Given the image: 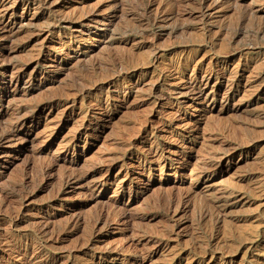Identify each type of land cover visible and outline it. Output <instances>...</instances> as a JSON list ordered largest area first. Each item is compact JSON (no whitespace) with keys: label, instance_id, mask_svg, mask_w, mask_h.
Here are the masks:
<instances>
[{"label":"rangeland","instance_id":"374dc122","mask_svg":"<svg viewBox=\"0 0 264 264\" xmlns=\"http://www.w3.org/2000/svg\"><path fill=\"white\" fill-rule=\"evenodd\" d=\"M0 264H264V0H0Z\"/></svg>","mask_w":264,"mask_h":264},{"label":"bare ground","instance_id":"6f19581e","mask_svg":"<svg viewBox=\"0 0 264 264\" xmlns=\"http://www.w3.org/2000/svg\"><path fill=\"white\" fill-rule=\"evenodd\" d=\"M32 2H33V1H32ZM137 2H139V1H137ZM137 2H136V3H137ZM143 2H144V1H143ZM38 3H39V2H38ZM33 4H34V3H33ZM137 4H138V3H137ZM139 4H141V2H140ZM139 4H138V5H139ZM143 4H144V3H143ZM221 4H222V3H221ZM225 4H226V3H225ZM142 6H143V5H142ZM142 6H141V7H142ZM204 6H205V5H204ZM143 8H144V7H143ZM146 9H147V8H146ZM143 12H144V11H143ZM169 12H170V11H169ZM168 14H169V13H168ZM171 15H172V14H171ZM167 16H168V15H167ZM242 16H243V15H242ZM46 17H47V16H46ZM67 20H68V18H67ZM67 20H66V21H67ZM156 21H158V20L156 19ZM52 23H53V22H52ZM150 23H151V22H150ZM152 23H153V22H152ZM48 25H49V24H48ZM150 25H151V24H150ZM4 29H5V28H4ZM239 33H240V32H239ZM129 44H130V43H129ZM116 60H117V59H116ZM101 62H102V61H101ZM112 62H113V60H112ZM108 63L110 64V62H108ZM108 63H107V66H108ZM115 63H116V62H115ZM101 64H102V63H101ZM120 64H121V63H120ZM99 65H100V64H99ZM118 65H119V64H118ZM168 65H169V64H168ZM177 65H178V64H177ZM100 66H101V65H100ZM105 66H106V65H105ZM94 67H95V66H94ZM97 67H98V66H97ZM101 67H102V66H101ZM114 67H115V66H114ZM90 68H93V67H90ZM98 68H99V67H98ZM107 68H108V67H107ZM110 68H111V67H110ZM103 69L105 70L106 68H104V66H103ZM113 69H114V68H113ZM91 71H92V69H91ZM96 71H97V70H96ZM180 81H181V80H180ZM182 81H183V80H182ZM190 87H191V86H190ZM197 88H198V87H197ZM193 89H194V88H193ZM188 90H189V89H188ZM199 90H200V89H199ZM194 91L196 92V90H194ZM195 92H194V93H195ZM190 94H191V93H190ZM199 94H200V93H199ZM178 95H180V94H178ZM183 96H184V95H183ZM196 96H197V94H196ZM199 103H200V102H199ZM201 103H202V102H201ZM113 104H114V103H113ZM203 104H204V103H203ZM107 105H108V104H107ZM107 107H109V106H107ZM107 107H106V108H107ZM102 109H103V108H102ZM106 110H107V109H106ZM202 117H203V116H202ZM201 119H203V118H201ZM195 121H196V120H195ZM197 122H198V121H197ZM205 123H206V122H205ZM187 125H188V124H187ZM190 125H191V124H190ZM189 128H190V127H189ZM191 128H192V126H191ZM192 129H193V128H192ZM196 129H197V128H196ZM190 130H191V129H190ZM195 132H196V131H195ZM197 132H198V131H197ZM198 134H199V133H198ZM203 134H204V133H203ZM4 136H5V135H4ZM9 137H10V136H9ZM9 137H8V138H9ZM3 138H4V137H3ZM208 138H209V137H208ZM212 138H213V137H212ZM237 138H238V137H237ZM218 139H219V137H218ZM4 140H5V139H4ZM203 140H204V139H203ZM209 140H210V139H209ZM222 140H223V139H222ZM235 140H236V139H235ZM201 142H202V141H201ZM221 142H222V141H221ZM206 143H207V142H206ZM204 145H205V144H204ZM219 146H220V145H219ZM183 148H184V147H183ZM226 148H227V146H226ZM231 149H232V148H231ZM231 149H230V150H231ZM155 150H156V149H155ZM186 150H187V149H186ZM190 150H191V149H190ZM218 150H219V149H218ZM234 150H235V149H234ZM222 151H223V150H221V152H222ZM226 151H227V150H226ZM226 151H225V153H226ZM228 151H229V150H228ZM213 153H214V152H213ZM223 153H224V152H223ZM220 154H221V153H220ZM226 154H227V153H226ZM161 155H162V154H161ZM156 156H157V155H156ZM209 157H210V156H209ZM187 158H188V157H187ZM183 159H184V158H183ZM194 159H195V158H194ZM194 159H193V160H194ZM186 161H187V160H186ZM198 161H199V160H198ZM184 162H185V161H184ZM188 162H189V161H188ZM190 163H193V162H190ZM195 163H196V162H194L193 164H195ZM186 164H187V163H186ZM180 165H181V164H180ZM184 165H185V164H184ZM190 165H192V164H190ZM193 166L195 167L196 165H193ZM186 167H187V166H186ZM186 167H185V168H186ZM190 167H191V166H190ZM196 168H198V167H196ZM192 169H193V168H192ZM194 169H195V168H194ZM195 170H196V169H195ZM75 178H76V177H75ZM120 182H121V181H120ZM98 187H99V186H98ZM130 193H131V192H130ZM133 193H134V192H133ZM91 198H92V197H91ZM93 198H94V197H93ZM201 199H202V198H201ZM201 199H200V200H201ZM96 200H97V199H96ZM215 201H218V200L215 199ZM221 201H222V200H221ZM225 201H226V200H225ZM222 202H223V201H222ZM222 202H221V203H222ZM201 204H202V203H201ZM203 204H204V203H203ZM203 204H202V205H203ZM207 204L210 205L211 203H207ZM222 204H223V203H222ZM202 205H200V206H202ZM214 205H215V204H214ZM218 205H219V204H218ZM203 206H204V205H203ZM203 206H202V207H203ZM210 206H211V205H210ZM225 207H226V206H224V205H219V206H217L216 208H218V210H217V213L215 212L216 214H215V213H214V214H213V213L210 214V211H209V209H208V206H207V207H204L205 209L202 211L201 216H203V217H205V216H210V217H211L212 214H213V215H214V216H213V221L217 222V221L219 220V215H220L221 213L225 212V211H224ZM212 209H214V208H212ZM210 210H211V209H210ZM211 211H213V210H211ZM229 211H230V210H229ZM223 214H224V213H223ZM225 214H226V212H225ZM225 214H224V215H225ZM224 215H223V216H224ZM220 216H221V215H220ZM210 217H209V218H210ZM201 218H202V217H201ZM210 220H211V219H210ZM217 224H218V223H217ZM216 230H217V229H216ZM245 236H246V235H245ZM231 238H232V237H231ZM214 241H216V240H214ZM259 251H260V250H259ZM259 262H260V261H259Z\"/></svg>","mask_w":264,"mask_h":264}]
</instances>
